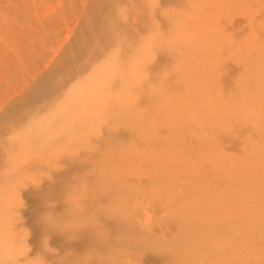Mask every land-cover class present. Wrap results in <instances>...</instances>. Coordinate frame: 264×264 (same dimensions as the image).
Listing matches in <instances>:
<instances>
[{"label":"rangeland","instance_id":"obj_1","mask_svg":"<svg viewBox=\"0 0 264 264\" xmlns=\"http://www.w3.org/2000/svg\"><path fill=\"white\" fill-rule=\"evenodd\" d=\"M1 133L0 264H264V0H0Z\"/></svg>","mask_w":264,"mask_h":264},{"label":"bare ground","instance_id":"obj_2","mask_svg":"<svg viewBox=\"0 0 264 264\" xmlns=\"http://www.w3.org/2000/svg\"><path fill=\"white\" fill-rule=\"evenodd\" d=\"M129 2V1H128ZM132 12V11H131ZM117 25V24H116ZM111 26L112 27V37L111 38H108L106 35H104V37H99V39L100 38H102V39H100L101 41L95 46L94 45V47H95V50H96V52L94 53V54H98L99 53V51H100V47L103 45V44H107V46H110V45H112V43H113V41H112V43L110 42V39L112 40H114V38H115V32L116 33H119L120 32V26ZM113 27H115V28H113ZM127 28V27H126ZM129 28V27H128ZM109 29V28H108ZM110 31V30H109ZM98 39V40H99ZM162 40V39H161ZM142 42H145V40L144 39H139L138 40V43L136 44V46H138V44L139 43H142ZM171 42H172V40H170V44H171ZM126 43V42H125ZM88 44V43H87ZM101 45V46H100ZM82 46V45H81ZM78 47V46H77ZM103 47V46H102ZM115 48V47H114ZM113 48V49H114ZM136 48V47H135ZM134 48V49H135ZM193 48V47H192ZM158 49V48H157ZM116 50H117V48H116ZM132 50V49H131ZM131 50H130V52H131ZM162 50V49H161ZM160 50V51H161ZM75 53V52H74ZM124 55V54H123ZM116 56V55H115ZM114 56V57H115ZM117 57V56H116ZM119 58V57H118ZM117 59V58H116ZM180 60H181V58H179ZM118 60V59H117ZM188 60V59H187ZM76 61V60H75ZM119 62V61H118ZM74 63V62H73ZM181 64H182V62H181ZM114 65V64H113ZM120 65V64H119ZM118 65V66H119ZM124 69V68H123ZM120 70V69H119ZM119 72V71H118ZM124 72V71H123ZM104 74H105V71L103 72ZM120 76L122 75V73L121 74H119ZM124 76V75H123ZM116 78H117V76H116ZM115 78V79H116ZM119 79H120V77H119ZM146 80V79H145ZM150 80V79H149ZM123 82V81H122ZM121 82V80H117V82H115V80H113L112 79V77L110 76V77H108L107 79H104V76H103V78H102V85H110V84H113V85H115V84H117V83H122ZM41 82L39 81V80H37V83L35 82L33 85V88L35 89V91H36V89L39 87V84H40ZM151 83H153V81L151 82ZM119 84V85H120ZM142 84H144V86L146 85L145 83H142ZM118 85V86H119ZM124 85H127V86H129L130 87V89H131V91L133 90L134 91V86H138V84H136L135 82H131L130 84H123L122 86H121V88L124 86ZM111 86V85H110ZM143 85L142 86H139L138 88L137 87H135V90H136V88H137V90L136 91H138L137 92V94H136V92L134 93V94H136L137 96H138V93H139V95H140V97H141V91L139 92V88L141 89V87H144ZM32 88V89H33ZM115 88H118L117 86L115 87ZM124 88V87H123ZM122 88V89H123ZM110 89H111V87H110ZM109 89V90H110ZM158 89V88H157ZM31 91V90H30ZM115 91V90H114ZM113 91V92H114ZM120 91H121V89H120ZM29 92V91H28ZM112 92V91H111ZM40 93V92H39ZM56 93V92H55ZM54 93V94H55ZM141 93V94H140ZM34 94V93H33ZM36 94V93H35ZM39 95V94H38ZM45 97V96H44ZM103 97V96H102ZM113 97H116V96H113ZM139 97V98H140ZM112 99V98H111ZM137 99V98H136ZM42 101V100H41ZM121 103L122 102H124V101H120ZM40 104V103H39ZM41 105V104H40ZM7 106V105H6ZM35 106V105H34ZM27 107V106H26ZM21 108V107H20ZM19 108V109H20ZM28 108V107H27ZM19 109H18V111H19ZM24 109H25V106H24ZM38 109H39V105H38ZM43 111V110H42ZM35 113H37V112H35ZM30 114V113H29ZM29 114L27 115V116H29ZM30 115H32V113L30 114ZM23 116V115H22ZM6 117V116H5ZM23 117H25L26 118V116H23ZM32 117L33 118H36L35 117V114L34 115H32ZM39 117V116H38ZM12 118V117H11ZM13 118H14V116H13ZM18 118H20V117H18ZM29 118V117H28ZM33 118H31V119H33ZM15 119V118H14ZM20 119H22V118H20ZM24 119V118H23ZM13 121V120H12ZM7 131V130H6ZM14 132V131H13ZM8 133H9V131H8ZM6 134V133H5ZM4 135V133H1L0 134V138L2 137ZM38 139V138H37ZM11 140V139H10ZM13 140H11V142H12ZM19 142V144L18 145H22V146H26L27 148H31L32 149V152H33V154H35V156H36V154L39 152L38 151V146L36 147V145L38 144V142H37V140L35 141V143L33 144V141H30L25 135H23V138L22 137H19L17 140H15V142ZM16 144V143H15ZM26 148V149H27ZM32 154V155H33ZM35 160L34 161H36L38 158L36 157H33ZM34 167H37V164H35L34 163V165H33V168ZM36 170V169H35ZM35 170H33V171H35ZM37 201V200H36ZM37 204V205H36ZM35 205H36V207H34L33 208V211H32V215H33V217L35 218V219H37V217H38V212H37V207L39 208V201L36 203L35 202ZM38 226V225H37ZM40 226H38V227H35L36 228V231H37V236H43L46 232H47V234L48 235H51V236H55L54 238H51L52 239V241H53V243L55 242V243H57V240H61V239H58L57 237L59 236H57V234H55V232L53 231L54 230V228L53 227H51V228H49L50 230H47L45 233H44V230L40 227ZM64 241V240H63ZM33 245H34V242L32 243ZM39 244L41 245V243L38 241V240H36V245H37V248L39 247ZM50 245H52L51 243H50ZM50 247V246H49ZM11 257V256H10ZM51 257L53 258L54 257V255L52 254L51 255ZM83 261H74V260H70L69 258H66L63 262H60V263H58L57 262V264H84V263H82Z\"/></svg>","mask_w":264,"mask_h":264}]
</instances>
